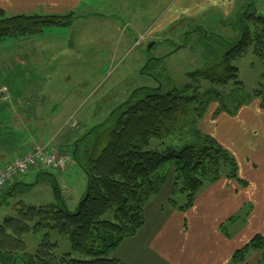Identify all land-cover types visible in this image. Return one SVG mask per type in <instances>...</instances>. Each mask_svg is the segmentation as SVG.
Wrapping results in <instances>:
<instances>
[{
	"label": "rangeland",
	"instance_id": "1",
	"mask_svg": "<svg viewBox=\"0 0 264 264\" xmlns=\"http://www.w3.org/2000/svg\"><path fill=\"white\" fill-rule=\"evenodd\" d=\"M193 2V0H85L78 7L71 26L46 28L44 37L39 38H44V43L51 41L59 43L56 46L58 49L56 56L62 63L64 59L68 60L67 64L58 65L61 76L64 78L65 74H69L73 80L62 81L61 92L53 99L45 98L46 103L51 101L59 104L58 106L45 105L44 109L49 112L36 113L46 120L45 128L21 130L23 135L26 137L35 135L39 139L49 141V145L54 148L50 150L62 153L70 151L72 154L73 142H69L72 137L79 140L95 128H98L99 135L105 133L126 108L153 93L155 89L159 90L162 87L163 91L171 88L181 90L188 83L189 73L203 68L206 60H215L220 53L229 49L224 40L230 42L240 37L243 26L241 21L245 13L257 12L264 16V0L225 2L226 6H229L227 10L226 6L214 5L213 2L208 4L209 6L199 8V13L197 11L198 14L193 17L184 12L181 16L175 17V22L166 32L150 33L153 28H160L161 16L167 14L168 20L181 8L192 5ZM0 12L5 14L4 11ZM49 30L52 31L48 32ZM208 35L211 36V40L207 39ZM11 40H14L12 48L0 50V90L7 91L4 101L0 99V108L10 106L13 99L19 104L17 91L22 89L21 85L25 82H21L22 74L3 81L8 75L6 70L14 67L13 59L21 52V39H7ZM153 58L157 61L150 60ZM236 65L240 69L239 82L243 86L218 89L232 116L240 115V111L236 110L241 102L245 106L258 103V99L254 98L255 92L264 91L262 87L264 63L252 50L239 59ZM144 87L149 89L141 91L136 97V90ZM216 109L218 103L212 104L198 124V130L202 133H207L202 128L208 127V121ZM2 116L7 117L4 113ZM49 118H54V122L49 121ZM195 130L188 125L169 140H154L149 150L164 152L169 147L178 150L194 141ZM3 131L6 130L0 129V133ZM55 141L64 144L65 147L55 148L53 146ZM231 169L228 168L227 171ZM36 171L27 173V178L25 175L16 178L15 181L19 183L0 191V225L5 219L16 215L15 208L21 201L37 207L54 203L63 206L65 202L72 213L78 211L79 204L86 195L87 176L73 159L63 171L51 169L45 174L44 168ZM161 172L168 173L171 179L168 180L169 185L167 184L170 191L173 185L171 199H175L179 206L186 205L187 197L184 193L174 194L176 174L173 166L168 163ZM238 178L241 180L239 173ZM57 187L60 189L62 199L56 194ZM11 190L13 192L10 193ZM240 214H237V217ZM237 221L240 222V219ZM43 238L44 234H28L24 237L28 255L37 252ZM51 240L59 246L57 250L59 256L73 254L72 244L68 238L55 231L51 232ZM23 257L26 258L20 256L16 262L9 259L5 264H24ZM73 257L81 259L78 255L73 254Z\"/></svg>",
	"mask_w": 264,
	"mask_h": 264
},
{
	"label": "trees",
	"instance_id": "2",
	"mask_svg": "<svg viewBox=\"0 0 264 264\" xmlns=\"http://www.w3.org/2000/svg\"><path fill=\"white\" fill-rule=\"evenodd\" d=\"M243 16L240 37L230 42L224 40L229 49L189 73L188 83L181 90L155 89L126 108L105 133L99 135L95 128L73 143V152L67 155L87 176L86 195L78 211L72 213L65 202L63 206L54 203L40 207L18 202L16 215L0 225V263L9 259L16 262L25 256L24 264H124L113 254L144 227L147 204L169 180V174L161 172L166 164H171L176 174L174 194L184 193L187 197V204L179 206L181 210L192 207L198 193L209 184L223 178L241 181L234 154L216 138L198 130V124L214 103H218L216 113L232 114L218 89L243 86L236 65L239 59L252 50L264 63V16L257 12ZM74 20L73 14L9 17L0 12V41L31 37L46 28L69 27ZM207 39L211 40V36ZM148 89L136 90L135 96ZM254 98L260 100L264 109V91H256ZM242 106L243 102L236 111ZM188 125L196 129L192 143L178 150H149L154 140H169ZM228 168L232 169L228 172ZM46 171L49 169L44 174ZM56 194L62 199L59 187ZM170 202L178 205L175 199ZM55 231L70 240L73 254L81 259L73 254H57L59 246L51 240V232ZM28 234H44L34 255L26 252L24 237ZM253 252L261 254L264 264V236L256 235L239 250L233 264H243Z\"/></svg>",
	"mask_w": 264,
	"mask_h": 264
},
{
	"label": "crops",
	"instance_id": "3",
	"mask_svg": "<svg viewBox=\"0 0 264 264\" xmlns=\"http://www.w3.org/2000/svg\"><path fill=\"white\" fill-rule=\"evenodd\" d=\"M83 1L85 0H0V11H4L9 17L76 16ZM193 1L192 5L181 8L168 20L167 14L161 16L160 28H153L150 33L166 32L183 12L193 17L199 13V8L208 4L215 2L214 5L226 6L225 2L233 0ZM228 8L229 6L225 7L226 10ZM44 33L45 31L20 38L21 52L13 59L14 67L6 70L8 75L3 81L22 74L21 82L27 83L24 82L22 89L17 91L19 104L13 99L10 106L0 108V129L6 130L0 133V164L9 163L43 147L54 149L49 141L35 135L26 137L21 132L29 128H45L46 120L36 113L48 111L44 109L45 105L58 106L55 102L46 103L45 98L53 99L61 92L62 81L73 80L69 74H65L64 78L61 76L58 65L67 64L68 60L64 59L62 63L56 56V46L59 43H44V38H39L44 37ZM13 45L14 40L0 41V50L6 51ZM6 93L7 91L0 90L1 101H4ZM257 101L254 105L242 106L238 110L239 116L216 113V109L208 121V127L202 128L207 132L205 134L216 138L234 154L242 181L223 178L205 186L196 196L193 206L186 210H181L179 205H172L170 196L173 185L170 191L167 182L161 192L147 204L144 227L136 235L126 239L113 257L124 264H233V258L239 250L250 244L256 235L264 236V109L260 100ZM2 113L7 117H3ZM48 120L54 122V118ZM23 137L24 140H21ZM75 141L72 137L69 142ZM53 146L65 147L56 141ZM32 172L37 171L32 170L28 174ZM14 183L19 181L10 183L8 187ZM239 213L241 214L237 217ZM258 262L262 263L261 254L253 252L244 264Z\"/></svg>",
	"mask_w": 264,
	"mask_h": 264
},
{
	"label": "built area",
	"instance_id": "4",
	"mask_svg": "<svg viewBox=\"0 0 264 264\" xmlns=\"http://www.w3.org/2000/svg\"><path fill=\"white\" fill-rule=\"evenodd\" d=\"M70 155L43 147L37 151L28 152L15 158L9 163L0 164V191L14 182L19 176L25 175L39 168L66 170Z\"/></svg>",
	"mask_w": 264,
	"mask_h": 264
}]
</instances>
